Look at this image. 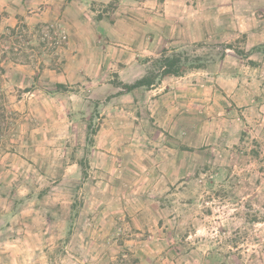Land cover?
Masks as SVG:
<instances>
[{"label":"rangeland","instance_id":"374dc122","mask_svg":"<svg viewBox=\"0 0 264 264\" xmlns=\"http://www.w3.org/2000/svg\"><path fill=\"white\" fill-rule=\"evenodd\" d=\"M164 49L173 101L117 95ZM0 57V182L55 212L11 264H264V0H0Z\"/></svg>","mask_w":264,"mask_h":264},{"label":"crops","instance_id":"0c3cea01","mask_svg":"<svg viewBox=\"0 0 264 264\" xmlns=\"http://www.w3.org/2000/svg\"><path fill=\"white\" fill-rule=\"evenodd\" d=\"M176 77L183 78V76ZM169 78L172 79L171 77ZM163 83H165L164 79L162 83L146 91L147 96L145 98V104L150 103L149 105L154 104L155 106H160L167 100L173 101L170 98L177 96V88L163 94L161 92L164 87L162 86ZM186 95L188 97L190 94ZM11 171L13 170L6 168L4 173L0 171V175L2 174L6 177ZM11 173L15 174V172ZM25 187L26 185L24 184H19L17 182L12 183L9 182V180L0 182V240H3L0 242V264H11V260H13L14 256L24 254V252L32 253V244L36 247L35 239L42 237L44 230L46 231L44 233L49 231L48 227L50 221H52L55 215L53 211L54 204L50 201L51 199L49 200L47 197L46 192L48 188H45L37 195H35V191H33L32 188L24 195ZM26 190H28V188H26ZM113 190L114 188L111 187L110 191L112 192ZM131 191L134 193L133 198L135 200V205L132 207L131 214L135 215L134 220H136V218H141L142 212L135 210L137 208L136 204H139V200L136 198L138 194L135 193V189ZM93 203L99 207L97 201H93ZM87 207H89V204ZM143 207L144 203L142 202L141 208ZM38 224L39 226L43 225V227H38Z\"/></svg>","mask_w":264,"mask_h":264},{"label":"trees","instance_id":"16d2710c","mask_svg":"<svg viewBox=\"0 0 264 264\" xmlns=\"http://www.w3.org/2000/svg\"><path fill=\"white\" fill-rule=\"evenodd\" d=\"M113 1H120V0H113ZM140 1V0H137ZM22 32V31H20ZM11 36L18 34L17 38L20 37V33L16 28H12ZM229 49H233L239 52L238 48L234 47L233 44H228L227 46ZM154 66L148 71L146 75L141 77L140 79L136 80L134 83H125L123 81L117 82L118 85L123 87V91L117 93V95H123L126 93H130L135 89L145 87L150 89L152 87L157 86L160 82L172 76H182L190 69L201 68L204 65V60L201 56H192L185 54L183 52H173L169 53V50L164 49L163 53L160 57L153 59ZM5 72V68L3 66V60L0 57V109L2 110V114H0V131L3 129V123L6 120V108L2 103L3 99V91H2V81L3 75ZM116 84V85H117ZM57 89H64L66 86L62 83H57ZM96 129L93 127L92 123L88 124V136H92L96 133ZM1 135V134H0ZM92 140L91 138H89Z\"/></svg>","mask_w":264,"mask_h":264},{"label":"built area","instance_id":"2783aa9c","mask_svg":"<svg viewBox=\"0 0 264 264\" xmlns=\"http://www.w3.org/2000/svg\"><path fill=\"white\" fill-rule=\"evenodd\" d=\"M64 38L66 37V36H63Z\"/></svg>","mask_w":264,"mask_h":264}]
</instances>
